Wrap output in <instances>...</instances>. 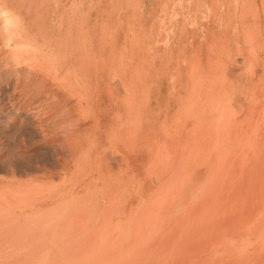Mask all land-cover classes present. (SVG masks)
Masks as SVG:
<instances>
[{"label": "bare ground", "instance_id": "1", "mask_svg": "<svg viewBox=\"0 0 264 264\" xmlns=\"http://www.w3.org/2000/svg\"><path fill=\"white\" fill-rule=\"evenodd\" d=\"M207 59L186 60L192 83L163 115L130 99L137 75L125 67L115 75L130 98L110 110L105 143L78 118L42 166L1 159L0 264H264V57L244 60V100ZM205 133L215 135L203 147ZM191 142L196 156L182 168ZM154 178L159 190L122 227Z\"/></svg>", "mask_w": 264, "mask_h": 264}, {"label": "rangeland", "instance_id": "2", "mask_svg": "<svg viewBox=\"0 0 264 264\" xmlns=\"http://www.w3.org/2000/svg\"><path fill=\"white\" fill-rule=\"evenodd\" d=\"M263 54L264 0H0V160L8 164L18 156L25 165L42 166L44 151L56 147L61 126H73L78 118L93 121L105 143L110 110L130 94L155 118L163 115L161 109L192 83L186 60L193 57L212 59L210 74L225 69L245 99L251 87L239 81L245 61L255 55L263 59ZM125 67L138 77L130 94L116 78ZM211 135H202L203 147ZM196 149L191 142L182 168L192 163ZM159 188V178L144 187L122 227Z\"/></svg>", "mask_w": 264, "mask_h": 264}]
</instances>
